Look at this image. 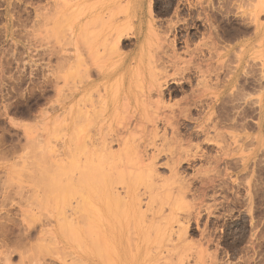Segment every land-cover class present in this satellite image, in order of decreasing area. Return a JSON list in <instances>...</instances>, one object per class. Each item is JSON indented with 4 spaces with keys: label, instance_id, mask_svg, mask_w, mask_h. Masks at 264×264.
I'll return each mask as SVG.
<instances>
[{
    "label": "rangeland",
    "instance_id": "374dc122",
    "mask_svg": "<svg viewBox=\"0 0 264 264\" xmlns=\"http://www.w3.org/2000/svg\"><path fill=\"white\" fill-rule=\"evenodd\" d=\"M0 264H264V0H0Z\"/></svg>",
    "mask_w": 264,
    "mask_h": 264
},
{
    "label": "bare ground",
    "instance_id": "6f19581e",
    "mask_svg": "<svg viewBox=\"0 0 264 264\" xmlns=\"http://www.w3.org/2000/svg\"><path fill=\"white\" fill-rule=\"evenodd\" d=\"M117 32H118V31H117ZM117 32H114V34L116 35ZM115 35H113V36L111 35V36H110L111 38H108V40H113V41H115V42L118 43V42H120V41L122 40V38H123V36H124L125 34H124L123 32H118L117 36H115ZM114 36H115V38H114ZM101 66H102V65H100V67L97 68V70H98V69L100 70V68H101V70H102V68H104V67H101ZM87 73H89V71H88ZM98 73H100V71H99ZM159 86H160V84H159ZM159 88H160V87H159ZM159 88H158V89H159ZM86 95H87V94H86ZM99 96H100V95H99ZM99 96H98V97H99ZM100 97H101V96H100ZM100 97H99V99H100ZM102 99H103V98H101V100H102ZM101 100H100L99 103H101ZM98 101H99V100H98V98H97V102H98ZM103 101H106V100H103ZM91 105H92V104H91ZM70 106H71V105H70ZM91 107H92V106H91ZM71 109H72V108H71ZM86 110H87V109H86ZM69 111H70V110H69ZM82 111H83V110H82ZM87 111H88V110H87ZM87 111H86V112H87ZM72 112H73V111H72ZM83 112H84V111H83ZM86 112L83 113V115L86 114L85 117L88 115L89 111H88L87 113H86ZM81 114H82V112H81ZM72 115H73V114H72ZM83 115H82V116H83ZM99 115L102 116V114H99ZM99 115H98V116H99ZM82 116H81V117H82ZM141 118H142V117H141ZM71 119H72V118H71ZM71 119H70V120H71ZM72 121H73V119H72ZM74 121H75V120H74ZM74 121H73V122H74ZM103 121H105V120H103ZM71 123H72V122L70 121V124H71ZM95 139H96V138H95ZM95 139H94V140H95ZM97 139H99V138H97ZM91 140H92V139H91ZM95 141H96V140H95ZM98 141H100V140H98ZM70 142H71V145L74 144V140H73L72 138H70L69 143H70ZM88 142H90V141H88ZM91 142H92V141H91ZM104 142H105V141L103 140V141H102L103 144H101V145H103V147H105V145H106V143H105V145H104ZM100 143H101V141H100ZM92 144H93V143H92ZM92 144L89 143V145H84V149L81 150V154L83 155V153H86V152H84V151H88V150L86 149V147H87V146H90V145L92 146ZM97 144H98V143H97ZM108 144H110V143H108ZM68 145H70V144H68ZM71 145H70V147L68 148V149H69L68 151L70 152V153H69V158H70V159H69V163H68V164H69V168L72 166L71 168L73 169V168L75 167L74 165L76 164V162H75L76 160H74V158L76 157V156H74V155H75L74 153H76V152H74V149H75V148H71ZM74 145H75V144H74ZM74 145H73L72 147H74ZM93 145H94V144H93ZM95 145H96V144H95ZM95 145H94V147L92 146V147H93V150L96 148ZM99 145H100V144H99ZM108 146H109V145H108ZM108 146H107V147H108ZM103 147H101V148H103ZM87 148H88V147H87ZM109 148H110V147H109ZM88 149H89V148H88ZM97 149H99V147H97ZM104 149H105V148H104ZM106 149H107V148H106ZM91 150H92V149H91ZM109 150H110V149H109ZM75 151H76V149H75ZM82 152H83V153H82ZM88 152H91V151L89 150ZM92 152H93V151H92ZM109 153H110V152H109ZM109 153H108V154H109ZM79 154H80V153H79ZM89 154H90V153H89ZM91 154H92V153H91ZM91 154L88 155L90 158H91ZM83 156L86 157V155H83ZM81 157H82V156H81ZM89 157H88V158H89ZM88 158H86V159H88ZM90 158H89V159H90ZM86 159H85V160H86ZM89 159H88V160H89ZM85 160H83V161H85ZM85 162H86V164H87V160H86ZM85 162H83V163L85 164ZM83 163H82V165H84ZM70 164H71V165H70ZM84 166H85V165H84ZM71 168H70V169H71ZM72 169H71L70 171H74V170H75V169H73V170H72ZM75 171H76V170H75ZM75 171H74V172H75ZM74 172H73V174H74ZM138 172L140 173L141 171L138 170ZM139 173H137V174H139ZM141 174H142V173H141ZM69 176H72L71 172H69ZM74 176H76V175H73V176L71 177L72 179H71V178H68V176H67V179H68L67 181L69 182L68 184L71 183L70 185H68V186H69L68 188H69L70 190L67 189V192H68V193L66 194V196L69 198V199H67V200H68V202H67V204H68V210H66V213H68L69 216H68L67 214H65V216L67 215V216L69 217V218H68V217L66 216V217L69 219V221L71 222V226H69L70 223H69V221H68V227H69L70 230H72V231L74 230V228H76V227L78 226V223H77V222H78L79 220H83V219H78V221H77V217L80 218V216H78V215L81 214V217H82V218H83V215L86 216V213H85V212L87 211L86 207H87V204L90 203V202L88 203L87 201L90 200V199L92 198V197H90V196H93V195H92V194H93L92 192H91V193H92V194H91L90 192L87 191V190H88L87 188H86V190L83 188V186H84V185H82V184H84L83 181H82V184L79 183L80 186H79L78 188H79L80 190H79V189L76 190V189H77V187H76L77 184H75V183H77V182H75V181H77V180H76L77 178H73ZM135 176H137V175L135 174ZM135 176H134V177H135ZM138 176H139V178L142 180L143 176H142V178L140 177L141 175H138ZM130 177H132V176H130ZM137 178H138V177H137ZM137 178H136L134 181H136V180H137L138 182L141 181V180H138L139 178H138V179H137ZM144 178H145V177H144ZM146 178H148V177H146ZM146 178L143 179V180H146ZM70 179H71V180H70ZM69 180H70V181H69ZM74 180H75V181H74ZM129 180H130V179H129ZM131 180H133V179H131ZM147 180H148V179H147ZM71 181L74 182V185H73V183H72ZM148 181H150V180H148ZM84 182H85V181H84ZM141 182H142V181H141ZM129 183H131V185H132L133 182L129 181ZM142 183H143V182H142ZM145 183H146V181H145ZM148 183H149V182H148ZM135 184H137V183H134L133 185L135 186ZM72 185H73L74 187H73ZM81 185H82V187H81ZM85 186H86V184H85ZM70 187H71V188H70ZM86 187H87V186H86ZM32 188L34 189L35 187L32 186ZM75 188H76V189H75ZM145 188H147V187H145ZM30 189H31V188H30ZM33 189H31L30 191H32ZM73 189H74V191H73ZM81 189H82V191H81ZM179 189H180V188H179ZM34 190H36V188H35ZM34 190H33V191H34ZM107 190H108V189H107ZM109 190H110V189H109ZM109 190H108V191H109ZM112 190H113V189H112ZM112 190H110V191H112ZM115 190H116V189H115ZM126 190H132V191L134 192V189H127V188H126ZM126 190H125L126 193L129 192V191H126ZM135 190L138 191L137 189H135ZM144 190H145V189H144ZM147 190H149V189H146V192H147ZM33 191H32V192H33ZM75 191H76L77 193H76ZM84 191H86V192H84ZM108 191L106 192V193H107L106 196H107V195L110 196V195H109L110 193H111V196H112V194H113L114 192H110V191H109V192H110V193H109ZM117 191H118V190H116L115 193H117ZM150 191H152V190H149V194L152 196L153 193H151ZM181 191H182V190H181ZM181 191L179 190V193H180V194L182 193ZM81 192H82V193H81ZM87 192H88V193H87ZM118 192H119V191H118ZM133 192H129V194L127 193V194L129 195V197L131 196V197L133 198V196H135V198H133V199H136V200H137V198L140 199V198H143V197L145 196L144 194H143L144 196H143V195L141 196L142 192L140 193V195L138 194L139 191H138V192H134V193H133ZM153 192L155 193V191H153ZM89 193H90V196H89ZM135 193L138 195V197H137V195H136ZM143 193H144V192H143ZM68 194H69V195H68ZM104 194H105V193H104ZM127 194H126V196H127ZM130 194H131V195H130ZM149 194H148V196H149ZM114 195H115V194H113L112 197H111V196H110V197L107 196V197H108L109 199H112V200H113V198H114L115 203H117L118 201H121V202H122L123 197H124V196H122V194H121V196H122L121 198H122V199H121V198H120L121 200H120V199H119V200L117 199V201L115 200V199H116L115 197L119 196V193H118V195H116L115 197H114ZM124 195H125V194H124ZM126 196H125V197H126ZM140 196H141V197H140ZM67 197H66V198H67ZM89 197H90V198H89ZM131 197H130V198H131ZM136 197H137V198H136ZM153 197H154V196H153ZM153 197H150V196H149V199H150V198H153ZM132 198H131L130 200H133ZM147 198H148V197H147ZM124 199H125V198H124ZM126 199H127V197H126ZM126 199L122 202L123 205L126 203V202H125ZM139 199L137 200L138 203H139L140 200H141V199H140V200H139ZM91 200H92V199H91ZM136 200H135V203H134V200H133V203H134L135 206H136V204L138 205V203L136 202ZM124 202H125V203H124ZM128 202H129V201H127V203H128ZM130 202H131V203H130ZM130 202H129V205L133 206V205H132V204H133L132 201H130ZM127 203H126V204H127ZM120 205H122V204H120ZM129 205H127V206L131 208V206H129ZM85 206H86V207H85ZM127 206L124 205L125 208H126ZM138 206H139V205H138ZM65 208H67V207H65ZM84 208H85V209H84ZM125 208H124V209H125ZM133 208H134V207H133ZM136 208H137V207H136ZM140 209H141V208H140ZM140 209H139V212H140ZM85 210H86V211H85ZM83 211H85V212H83ZM109 211H111V210H109ZM127 211H128V210H127ZM62 213H65V211H64V212L62 211ZM109 213H110V212H109ZM106 214L108 215V213H106ZM110 214H111V213H110ZM154 214H155V213H154ZM88 215H89V214H88ZM112 215H113V212H112ZM140 215H143V213L140 214ZM156 215H157V214H156ZM156 215H155V216H156ZM74 216H76L75 219H74ZM101 216H102V215H101ZM155 216H154V217H155ZM62 217H63V214H62ZM66 217H64V218H65V221L67 222L68 219H67ZM89 217H90V219H92V218H91V215H90ZM70 218H71V220H70ZM86 218H87V219H85L84 221H86V220L89 219L88 216H86ZM152 218H153V217H152ZM161 218H162V216H160L159 219H161ZM155 219H156V218H155ZM92 220H94V219H92ZM142 220H143V219H142ZM150 220H151L150 222L153 221V219H150ZM156 220H157V219H156ZM156 220H155V222H156ZM89 221H91V220H89ZM89 221H88V222L86 221V223H88V225H87L86 223H84V222H83V223H84L83 225L86 224L85 226H87L88 228H90V225H89V224H91V223L93 224L94 221H91V222H89ZM143 221H144V220H143ZM145 221H146V220H145ZM162 221H164V218H163V220L161 219L160 222H162ZM165 221H166V224H167V219H165ZM75 222H76V224H75ZM160 222H159V223H160ZM196 222H197V221H196ZM73 223H74L75 227L72 226ZM80 223H82V222H80ZM80 223H79V224H80ZM141 223H142V221H141ZM145 223H147V222H145ZM145 223H142L143 226H144ZM153 223H154V221H153ZM159 223H158V225H159ZM168 223H169V222H168ZM95 224H96V223H95ZM149 224H150V223H149ZM79 226H80V225H79ZM79 226H78L79 229L85 227V226L83 227L82 224H81L82 227H79ZM92 226H93V225H91V227H92ZM143 226H142V227H143ZM72 227H73V229H72ZM95 227H96V226H94V228H95ZM148 227H149V225H148ZM150 227H152V226H150ZM150 227H149V228H150ZM144 228H145V227H144ZM149 228H148V229H149ZM151 229H152V228H151ZM151 229H150V231H152V230L154 229V227H153L152 230H151ZM157 229H158V228H157ZM157 229H155V230L157 231ZM2 230H3V229H2ZM155 230H154V231H155ZM163 230H164V229H163ZM74 231H75V233L77 234V232H78L79 230L77 231V229H75ZM76 231H77V232H76ZM83 231H84V229H83ZM148 231H149V230H148ZM2 232H4V230H3ZM165 232H166V231H165ZM165 232H164V234H165ZM2 234H3V237H4L5 239H7V241H8V239H9L10 242L12 241V238L9 237L8 235H5V234H6L5 232L2 233ZM78 234H79V232H78ZM78 234H77V235H78ZM79 235H80V234H79ZM5 246H7V245H5ZM5 246H4V247H5ZM8 247H9V246H8ZM13 247H14V246H13ZM5 248H7V247H5ZM14 249H15V248H14ZM8 250H9V248H8ZM8 250H7V251H8ZM9 251H10V250H9ZM14 251H16V249H15ZM9 253H10V252H9ZM11 253H12V252H11ZM13 254H14V252H13ZM2 255H3V254H2ZM4 255H6V254H4ZM7 256H9V255L7 254ZM9 257H11V256H9ZM5 258H6V256L4 257V260H5ZM6 259H7V258H6ZM9 260H10V259L8 258L7 261H9ZM37 261H39V260H37Z\"/></svg>",
    "mask_w": 264,
    "mask_h": 264
}]
</instances>
